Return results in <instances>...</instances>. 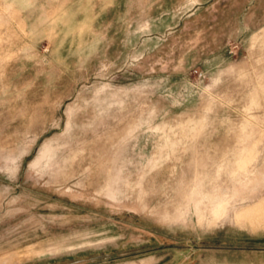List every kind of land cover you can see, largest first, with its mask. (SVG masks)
<instances>
[{
	"label": "rangeland",
	"instance_id": "1",
	"mask_svg": "<svg viewBox=\"0 0 264 264\" xmlns=\"http://www.w3.org/2000/svg\"><path fill=\"white\" fill-rule=\"evenodd\" d=\"M0 264H264V0H0Z\"/></svg>",
	"mask_w": 264,
	"mask_h": 264
}]
</instances>
